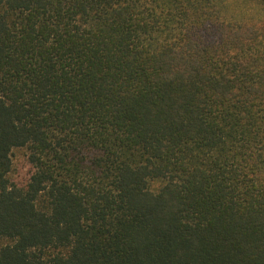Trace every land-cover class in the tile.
<instances>
[{
	"label": "trees",
	"instance_id": "1",
	"mask_svg": "<svg viewBox=\"0 0 264 264\" xmlns=\"http://www.w3.org/2000/svg\"><path fill=\"white\" fill-rule=\"evenodd\" d=\"M226 3L0 0V264H264V14Z\"/></svg>",
	"mask_w": 264,
	"mask_h": 264
},
{
	"label": "rangeland",
	"instance_id": "2",
	"mask_svg": "<svg viewBox=\"0 0 264 264\" xmlns=\"http://www.w3.org/2000/svg\"><path fill=\"white\" fill-rule=\"evenodd\" d=\"M235 7L236 9L234 10ZM226 12L228 14H235V16L241 15L244 19H248V15L258 19L264 14V0L257 1V4L256 1L251 2L250 0H227ZM12 161L13 173L10 175V179L15 182H21L29 173V167L26 165L24 151H13Z\"/></svg>",
	"mask_w": 264,
	"mask_h": 264
}]
</instances>
